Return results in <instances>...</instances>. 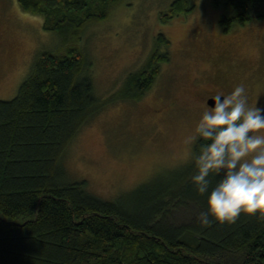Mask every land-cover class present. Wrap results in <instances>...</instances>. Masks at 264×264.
Instances as JSON below:
<instances>
[{
    "label": "trees",
    "instance_id": "1",
    "mask_svg": "<svg viewBox=\"0 0 264 264\" xmlns=\"http://www.w3.org/2000/svg\"><path fill=\"white\" fill-rule=\"evenodd\" d=\"M120 1L17 0L23 12L42 17L59 45L37 55L17 93L0 100V264H264V217L242 213L232 223L201 226L207 194H198L191 179L199 140L175 188L149 194L155 181L108 201L86 180L67 178L60 159L80 129L108 104L141 99L171 57L170 41L159 33L115 92L94 93L79 44L86 26L107 18ZM262 1L213 4L230 9L220 19L227 32L262 17L251 11ZM191 10L190 0H172L159 20ZM220 178H211L213 187ZM184 209L191 212L182 218Z\"/></svg>",
    "mask_w": 264,
    "mask_h": 264
},
{
    "label": "rangeland",
    "instance_id": "2",
    "mask_svg": "<svg viewBox=\"0 0 264 264\" xmlns=\"http://www.w3.org/2000/svg\"><path fill=\"white\" fill-rule=\"evenodd\" d=\"M171 1L121 0L107 18L83 31L79 46L98 97L115 92L143 64L159 33L170 41V60L152 88L139 100L108 104L61 156L70 182L86 180L88 190L104 200L155 181L149 194L178 185L193 158L195 142L186 140L195 134L206 97L244 84L249 103L257 99L264 108V1L251 8L262 17L233 23L227 32L220 19L231 11L213 0H190L189 13L160 22ZM58 45V35L43 30L41 16L23 12L17 0H0V100L17 93L37 55Z\"/></svg>",
    "mask_w": 264,
    "mask_h": 264
},
{
    "label": "clouds",
    "instance_id": "3",
    "mask_svg": "<svg viewBox=\"0 0 264 264\" xmlns=\"http://www.w3.org/2000/svg\"><path fill=\"white\" fill-rule=\"evenodd\" d=\"M256 101L249 103L244 84L207 97L195 134L187 137L186 143L201 142L191 179L198 194H207L198 217L203 227L235 222L242 213L264 217V108ZM215 176L221 178L213 187Z\"/></svg>",
    "mask_w": 264,
    "mask_h": 264
},
{
    "label": "water",
    "instance_id": "4",
    "mask_svg": "<svg viewBox=\"0 0 264 264\" xmlns=\"http://www.w3.org/2000/svg\"><path fill=\"white\" fill-rule=\"evenodd\" d=\"M208 103H209V105H212L213 102L211 100H209Z\"/></svg>",
    "mask_w": 264,
    "mask_h": 264
},
{
    "label": "flooded vegetation",
    "instance_id": "5",
    "mask_svg": "<svg viewBox=\"0 0 264 264\" xmlns=\"http://www.w3.org/2000/svg\"><path fill=\"white\" fill-rule=\"evenodd\" d=\"M170 86H172V84L170 83ZM209 97V96H208ZM207 98V97H206Z\"/></svg>",
    "mask_w": 264,
    "mask_h": 264
}]
</instances>
